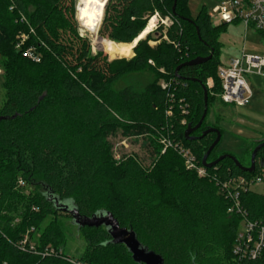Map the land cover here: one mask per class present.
I'll return each instance as SVG.
<instances>
[{"label": "trees", "instance_id": "1", "mask_svg": "<svg viewBox=\"0 0 264 264\" xmlns=\"http://www.w3.org/2000/svg\"><path fill=\"white\" fill-rule=\"evenodd\" d=\"M188 1L109 0L100 34L117 43L134 42L155 13L170 20L166 29L161 25L138 42L132 59L110 61L94 54L90 40L81 35L75 0H0V65L5 75L0 264H71L63 256L38 253L63 247L66 233L56 219L69 214L45 190L61 201L71 200L83 216L112 213L161 255L164 264H264V249L255 259L239 258L233 250L243 220L264 226V193L242 192L243 216L228 212L229 200L217 185L233 176L259 175L264 146L256 155L255 171L246 172L230 157L212 167L202 164L216 133L185 137L188 126L195 127L203 116L204 87L208 112L191 135L201 136L209 127L223 132L218 120L210 124L207 118L222 91L217 75L224 48L220 38L230 25H213L205 7L192 16ZM22 30L31 32L26 45L17 47ZM149 40L157 43L152 46ZM28 47L39 60L26 55ZM198 57L210 58L188 64ZM209 78L214 81L211 89ZM162 81L170 83L168 89ZM183 105L187 114L181 112ZM117 130L153 139L157 159L151 167L134 155L114 157L109 138ZM162 137L173 144L163 153ZM262 142L245 141L250 156ZM176 143L192 150L206 176L186 168ZM216 147L208 163L224 154L235 156L218 153ZM235 157L250 166L251 159L246 165L245 158ZM49 216L54 221L43 228ZM79 231L86 241L81 259L87 263L141 264L125 245L112 242L105 226H81ZM37 232L41 235L31 249Z\"/></svg>", "mask_w": 264, "mask_h": 264}, {"label": "rangeland", "instance_id": "2", "mask_svg": "<svg viewBox=\"0 0 264 264\" xmlns=\"http://www.w3.org/2000/svg\"><path fill=\"white\" fill-rule=\"evenodd\" d=\"M80 0H75V14L76 19L79 24L80 33L82 36L87 37L90 40L92 46V52L94 54L101 53L103 57H107L110 61L119 60V59H132L135 56V52L131 56L127 57H115L111 58L107 51L102 50L96 46L94 43V38L89 30L83 28L81 25V21L78 18V3ZM109 0L106 3V7ZM219 4L218 0H189L188 7L192 16L196 17L200 10L205 7L208 12H212L213 8ZM104 11V16H105ZM158 13H155L152 17H157L156 23L153 26H149L151 32L155 29V27H159L163 25L164 29H166L170 20L168 18L161 17ZM150 17L147 23V27L149 24ZM104 19V17H103ZM164 20V22H162ZM103 20L99 27L98 35L99 37L108 40L110 39L107 35L100 34V29L102 27ZM146 27V28H147ZM145 31V30H144ZM31 32V31H30ZM27 31H20L18 33L17 39L19 40L17 47L20 45H26V41L29 38V33ZM159 33H154V36L157 37ZM140 37V36H139ZM138 37V38H139ZM147 37V36H146ZM145 37V38H146ZM145 38L141 39L144 40ZM221 42L224 44V48L222 50L221 60L223 62L228 61L230 57H237L242 54L243 48H245L246 53L263 56L264 57V35L260 32H257L253 29H249L248 31L242 24H230L227 28V31L221 35ZM112 39L108 40L111 41ZM113 42H118L114 41ZM133 43V42H132ZM148 43L154 46L157 41L149 40ZM31 48L28 47L25 52ZM3 59L2 57L0 60ZM247 79L249 81L250 86L254 92L253 97L250 103L246 106H237L234 104H227L222 102L217 97V102L215 105L210 106L207 121L210 124L216 123L218 120L219 125L222 127V137L220 143L216 147V152L218 153H229L234 154L240 159L245 158V164L248 165L250 162L251 156L246 150L245 141L248 140L250 143L255 141H261L264 139V76L257 74H247ZM4 69L0 65V106L4 100ZM233 126V127H231ZM259 127V128H258ZM237 129H242L243 131H249L250 129H257L258 135H260L259 139H246V136L243 133H238ZM257 135V137H258ZM110 141L112 143V151L114 157L116 159H121L126 155H134L140 161V163L145 167L149 168L153 165L155 160L157 159V153L155 151V145L149 136H125L121 130H117L115 133L111 134ZM157 141V140H156ZM162 144V143H161ZM163 145V144H162ZM166 151V148L163 145L162 153ZM262 176H264V170L261 172ZM255 189L261 193H264V182L258 183L255 185ZM26 193L30 191V188L26 187ZM45 194H47L54 202L57 201V197L50 194L45 190ZM59 203L65 204L70 208L74 207L73 202L70 201H61L58 200ZM57 223H61L63 229L66 233L65 244L63 247L59 249L63 250V253L71 258H81L86 248V241L79 231L78 225H76L70 217L69 214L59 215ZM55 220V221H56ZM54 221L53 216H49L45 223L43 224V228ZM41 233L37 232L33 234V238L31 239V243H37ZM234 248V247H233Z\"/></svg>", "mask_w": 264, "mask_h": 264}, {"label": "built area", "instance_id": "3", "mask_svg": "<svg viewBox=\"0 0 264 264\" xmlns=\"http://www.w3.org/2000/svg\"><path fill=\"white\" fill-rule=\"evenodd\" d=\"M212 12L209 13L213 25L221 24H242L245 29H253L257 32L264 31V0H218ZM158 15V14H157ZM169 20V18H168ZM164 22V20H162ZM157 27H155L156 29ZM154 29V30H155ZM26 55L34 60H39L32 49L28 50ZM247 74H257L264 76V57L246 53L243 48L242 54L237 57H231L227 62H222L217 70L222 91L216 94V97L224 103L234 104L237 106H246L253 97V90L247 79ZM163 89H168L170 83L161 82ZM208 88H213L214 81L209 78L207 81ZM174 96V95H173ZM172 96V98H173ZM181 112L188 113L186 106H181ZM172 114V108L167 111ZM185 123V120L182 121ZM161 143L167 149L173 146L167 137L161 138ZM174 147L178 150L185 161V166L189 170H194L199 176H206V168L200 165L196 156L190 148L176 143ZM264 182V176L259 175L248 179L244 176H233L225 181H217L219 192L229 200L228 212L238 213L246 216L240 203L242 192L254 190L255 185ZM23 184L22 182H20ZM28 235L23 240L22 248L28 243ZM35 244L30 243V248L35 249ZM264 249V226L247 219L243 220L239 229L237 241L234 244V253L239 258L255 259L259 257ZM42 256H63L71 264H89L81 258H71L63 253L62 249L46 247L38 252Z\"/></svg>", "mask_w": 264, "mask_h": 264}, {"label": "water", "instance_id": "4", "mask_svg": "<svg viewBox=\"0 0 264 264\" xmlns=\"http://www.w3.org/2000/svg\"><path fill=\"white\" fill-rule=\"evenodd\" d=\"M173 10H175V5L173 6ZM81 26L84 28L83 25ZM139 41L140 40H138V42ZM208 58L198 57L190 61L188 64H198V63L206 61ZM204 93H205L206 104H205V110H204L203 116L195 127H192L191 125H189L185 131V137L190 140L194 138L203 137L207 135L208 133H216L217 135L216 139L213 141V143L210 145L209 149L206 151L205 155L203 156L202 164L205 167H212V166H215L217 163H219L221 160L225 159L226 157H230L231 159L235 161L238 167L242 169L243 171L254 172L256 168V155L258 151L264 146V142L257 145L255 149L253 150L252 155H251L250 166L242 165L235 156L227 155V154L221 155L215 161L208 163V157L210 153L212 152V150L220 142L221 137H222V132L220 131V129L216 127H209L208 129L202 132L201 136L191 135L193 132H195L197 129L200 128L208 112V104H207L208 91H207V88L205 87H204ZM58 200L59 199L57 198V201L55 202L56 207L59 209H62L63 211L68 212L72 216L74 223L78 225V228L81 226H91V227L105 226L108 230L109 235L112 238V242L116 244L125 245L127 249L131 252L132 258L135 262L141 263V264H164V259L161 255L157 254L156 252L152 250H149L146 246H144L139 241L136 233L127 227H122L119 221L114 217L112 213L102 211V212L95 213L90 217L83 216L80 214L79 210L77 209L75 205L74 207L70 208L69 206L65 204L59 203ZM67 201H70V200H67Z\"/></svg>", "mask_w": 264, "mask_h": 264}, {"label": "bare ground", "instance_id": "5", "mask_svg": "<svg viewBox=\"0 0 264 264\" xmlns=\"http://www.w3.org/2000/svg\"><path fill=\"white\" fill-rule=\"evenodd\" d=\"M108 0H80L78 3V18L81 24L90 31L96 46L107 51L111 58L127 57L134 54V48L138 42L145 38L151 31L149 26L156 23L157 17H152L148 28L142 32L133 43H117L105 40L98 35L99 27L104 17L105 6Z\"/></svg>", "mask_w": 264, "mask_h": 264}, {"label": "crops", "instance_id": "6", "mask_svg": "<svg viewBox=\"0 0 264 264\" xmlns=\"http://www.w3.org/2000/svg\"><path fill=\"white\" fill-rule=\"evenodd\" d=\"M246 51V50H245ZM231 58V57H230ZM229 58V59H230ZM223 62V61H222ZM225 62H227V61H225ZM254 93V92H253ZM231 127H233V126H231ZM259 128V127H258ZM237 132L238 133H243L245 136H246V139H259V138H261V137H259L260 135H258L257 133H255V132H258V130L257 129H250L249 131H243L242 129H237ZM257 135H258V137H257Z\"/></svg>", "mask_w": 264, "mask_h": 264}]
</instances>
